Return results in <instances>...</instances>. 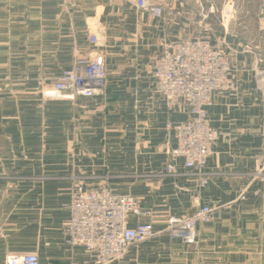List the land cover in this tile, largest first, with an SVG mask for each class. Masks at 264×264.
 Masks as SVG:
<instances>
[{"label":"crops","instance_id":"1","mask_svg":"<svg viewBox=\"0 0 264 264\" xmlns=\"http://www.w3.org/2000/svg\"><path fill=\"white\" fill-rule=\"evenodd\" d=\"M152 1L164 16L135 0H0V264L27 253L40 264H96L65 231L79 184L137 197L143 213L130 216V227L153 224L151 239L109 264H264V85L256 72L264 55L222 25L208 36V23L180 10L200 0ZM197 36L213 45L227 37L236 83L206 106L220 135L201 173L171 155L177 138L168 123L190 111L170 107L152 74L168 43ZM97 52L106 58L103 94L44 97L64 70ZM201 205L213 212L196 242L172 235L168 220Z\"/></svg>","mask_w":264,"mask_h":264},{"label":"built area","instance_id":"2","mask_svg":"<svg viewBox=\"0 0 264 264\" xmlns=\"http://www.w3.org/2000/svg\"><path fill=\"white\" fill-rule=\"evenodd\" d=\"M136 6L154 16L162 17L165 6L152 0H135ZM98 44L99 38L91 36ZM224 41L213 45L203 37L168 43L155 59L153 77L157 93L170 107L182 104L190 111V118L168 127L176 132L177 146L172 157H183L188 168L199 173L213 153L220 133L212 128L206 106L211 104L215 92L235 89L231 56L225 53ZM259 83L264 85V70H257ZM107 66L103 52L77 59L70 69L46 86V99H74L104 93L107 85ZM173 164L167 166L173 172ZM264 179V178H262ZM207 179L200 180L205 187ZM71 218L65 226L68 243L83 246L93 255L96 264H109L121 260L129 250L155 235L152 223L130 227L132 214H142L140 200L130 194L118 193L108 186L89 188L77 185L72 192ZM212 207L201 205L191 214L168 220V230L187 244L197 239V226L212 218ZM5 264H40L37 254H10ZM71 264H78L72 262Z\"/></svg>","mask_w":264,"mask_h":264},{"label":"rangeland","instance_id":"3","mask_svg":"<svg viewBox=\"0 0 264 264\" xmlns=\"http://www.w3.org/2000/svg\"><path fill=\"white\" fill-rule=\"evenodd\" d=\"M180 4H173L174 12ZM181 8L186 14L194 15L195 21L201 20L204 25L208 23V36L213 38L218 32L217 27L222 25L225 35L241 40V46L246 50H258L264 55V0H200L184 3ZM218 41L219 45L224 41L225 53L232 49L227 37Z\"/></svg>","mask_w":264,"mask_h":264}]
</instances>
